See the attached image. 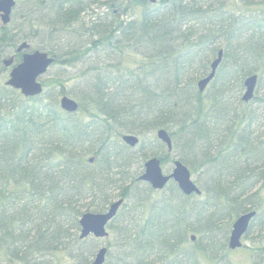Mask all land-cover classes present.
Returning <instances> with one entry per match:
<instances>
[{"label":"trees","instance_id":"1","mask_svg":"<svg viewBox=\"0 0 264 264\" xmlns=\"http://www.w3.org/2000/svg\"><path fill=\"white\" fill-rule=\"evenodd\" d=\"M9 22L0 27V264H90L102 243L79 237V219L118 198L104 264H222L232 222L250 210L251 264H264V0H23ZM22 41L63 68L35 96L5 84L2 58ZM253 74L255 95L243 101ZM64 94L76 112L60 107ZM130 132L141 137L135 147L121 141ZM171 153L200 195L138 179L137 154L141 167Z\"/></svg>","mask_w":264,"mask_h":264},{"label":"water","instance_id":"2","mask_svg":"<svg viewBox=\"0 0 264 264\" xmlns=\"http://www.w3.org/2000/svg\"><path fill=\"white\" fill-rule=\"evenodd\" d=\"M15 0H0V18L3 24H7L10 20V14ZM30 45L23 41L20 43L16 51L26 50L21 55V60L16 63L9 72L6 84L18 89L25 97L35 96L42 92V86L39 81L40 77L46 73L49 65L53 62L54 57L43 50H30ZM222 59V50L218 51L217 57L210 65V72L197 81L200 91H203L207 84L213 79L216 69ZM13 61L8 58L3 61L5 66H9ZM257 83V75L253 74L244 79V92L242 94L243 101H249L254 96ZM60 107L66 112H75L78 108L76 99L69 95H62L59 98ZM156 136L167 145L168 150L172 148L171 138L164 128L156 131ZM122 140L129 146H135L139 141L138 137L132 133L124 134ZM93 158H89L91 162ZM140 180L147 182L154 189H163L168 180L176 182L177 186L183 194L201 193L200 189L193 181L190 170L179 159L173 161V167L170 173H164L161 167L160 159L157 156L149 157L144 162V169L139 176ZM123 199L118 198L113 201L105 211L102 212H84L80 219V238L93 235L96 238L107 236V225L116 216L118 208L122 204ZM256 211L251 210L241 213L232 223V227L228 239V247L230 249L239 248L242 245L241 238L246 233L251 219L255 216ZM194 235L192 239H194ZM106 247H101L96 253L90 264H103L105 261Z\"/></svg>","mask_w":264,"mask_h":264},{"label":"rangeland","instance_id":"3","mask_svg":"<svg viewBox=\"0 0 264 264\" xmlns=\"http://www.w3.org/2000/svg\"><path fill=\"white\" fill-rule=\"evenodd\" d=\"M22 5H23V0H16V6H17V8L22 7ZM9 25H10V22L7 24V26H9ZM1 26H2V24H1V21H0V27ZM12 31H14V30H12ZM35 46H36V44H35ZM15 55H16L15 50L12 48L8 52V56L3 57V58L6 59V58H9V57H12V56H15ZM126 62H128V64H130V65H133V58H126ZM48 68H49V71H48L49 73H48V75L43 76V78L49 77L51 70H52V72L54 74H55V72H58V70L59 71L61 69L63 70V68H60L59 69V67H55V66L53 68H52V66H50ZM75 68L78 69V67H73V68L70 69V72L68 70L66 71V73L71 76V79H70L71 80V84L73 82H75V80H76V78H73V77H75V75H77L76 74L77 70ZM77 79L79 80L80 78H77ZM259 87L260 88L261 87H264V83L261 82L260 85H259ZM69 96L73 97L72 95H69ZM135 135H137L140 138V140H141V137H140L139 134L135 133ZM145 143L147 145L149 143V141H146ZM151 144H154V142L151 143ZM157 149H160V148L157 147ZM170 158L173 161L175 158H178V156L175 153H171ZM172 161H168L165 164H162V169H163L164 173H169L172 170ZM140 163H141V158H140L139 154H137L136 155V159H135V164H134V167L133 168L137 167V170L135 172H138L139 174L143 170V163L144 162L142 161V166L141 167H140ZM192 178L195 181L196 174H192ZM108 231H109V235L106 238L100 239L101 240V243H102L100 247H102V246H106L107 247L108 246V245H106L107 244V239L110 240L111 237L114 234V233H112L113 232V228L112 227L108 228ZM248 237L250 238L251 235H249ZM248 237H245L244 236V238L242 240L243 241V246L242 247H240L238 249H234V250L233 249H231V250L230 249H227V251L225 253L226 254L225 255V258H223L224 259L223 260L224 262L222 264H251L250 255H249L248 248H247V247L250 246L251 240Z\"/></svg>","mask_w":264,"mask_h":264},{"label":"flooded vegetation","instance_id":"4","mask_svg":"<svg viewBox=\"0 0 264 264\" xmlns=\"http://www.w3.org/2000/svg\"><path fill=\"white\" fill-rule=\"evenodd\" d=\"M160 159V158H159ZM160 161H161V159H160ZM161 163V162H160ZM162 167V166H161ZM170 181V180H169ZM177 185V184H176ZM152 188V187H151ZM165 188V187H164ZM164 188L163 189H154L155 191H159V192H161V191H163L164 190ZM179 188V187H178ZM153 189V188H152ZM180 190V189H179ZM181 191V190H180ZM189 195H192V194H189Z\"/></svg>","mask_w":264,"mask_h":264}]
</instances>
